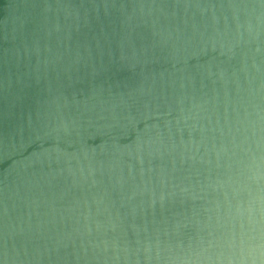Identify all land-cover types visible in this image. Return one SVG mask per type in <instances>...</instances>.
I'll return each instance as SVG.
<instances>
[{
  "label": "water",
  "instance_id": "95a60500",
  "mask_svg": "<svg viewBox=\"0 0 264 264\" xmlns=\"http://www.w3.org/2000/svg\"><path fill=\"white\" fill-rule=\"evenodd\" d=\"M0 264H264V0H0Z\"/></svg>",
  "mask_w": 264,
  "mask_h": 264
}]
</instances>
